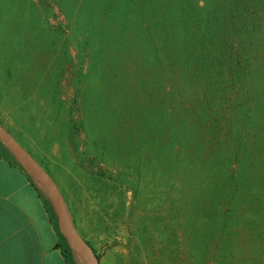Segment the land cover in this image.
I'll return each instance as SVG.
<instances>
[{
	"label": "rangeland",
	"instance_id": "1",
	"mask_svg": "<svg viewBox=\"0 0 264 264\" xmlns=\"http://www.w3.org/2000/svg\"><path fill=\"white\" fill-rule=\"evenodd\" d=\"M238 11L239 96L201 124L174 94L167 0H0V128L99 264H264V0Z\"/></svg>",
	"mask_w": 264,
	"mask_h": 264
},
{
	"label": "trees",
	"instance_id": "2",
	"mask_svg": "<svg viewBox=\"0 0 264 264\" xmlns=\"http://www.w3.org/2000/svg\"><path fill=\"white\" fill-rule=\"evenodd\" d=\"M167 3L173 11V31L176 32L173 54L175 70L180 74L178 79L182 78L175 83L174 94L179 104L188 106L186 109L192 113L193 122L202 124L207 110L220 115L217 108L222 97L228 99L227 102L235 103L239 96L232 73L238 46L230 32L235 28L234 17L239 16V6L249 9L252 0H167ZM224 7H228L227 11L223 10ZM212 52L216 53L211 56V61L203 59L204 55L209 58ZM222 60H225L227 67L222 76H225L228 84L205 83L204 78L211 75L210 67L222 63ZM210 106L213 107L212 111ZM231 109L234 111L235 108ZM15 164L25 172L17 161ZM46 203L57 227L56 213L47 197ZM62 238L65 243V238ZM68 251L71 249L68 248ZM63 254L66 263L73 264L71 253L67 255L64 249Z\"/></svg>",
	"mask_w": 264,
	"mask_h": 264
},
{
	"label": "crops",
	"instance_id": "3",
	"mask_svg": "<svg viewBox=\"0 0 264 264\" xmlns=\"http://www.w3.org/2000/svg\"><path fill=\"white\" fill-rule=\"evenodd\" d=\"M46 197L0 141V264H68Z\"/></svg>",
	"mask_w": 264,
	"mask_h": 264
},
{
	"label": "water",
	"instance_id": "4",
	"mask_svg": "<svg viewBox=\"0 0 264 264\" xmlns=\"http://www.w3.org/2000/svg\"><path fill=\"white\" fill-rule=\"evenodd\" d=\"M0 141L3 142L12 151L19 164L29 174L35 176L39 181L43 183L45 189L52 198L53 207L57 215L59 230L64 235L71 249L87 256L92 264H99V259L96 253L86 243L79 239L75 232L71 229L70 224L68 223L66 218L62 198L50 176L45 171L40 169L35 164L32 157L22 147H20L7 132H5L1 128Z\"/></svg>",
	"mask_w": 264,
	"mask_h": 264
}]
</instances>
